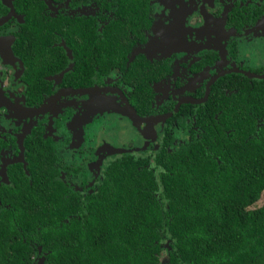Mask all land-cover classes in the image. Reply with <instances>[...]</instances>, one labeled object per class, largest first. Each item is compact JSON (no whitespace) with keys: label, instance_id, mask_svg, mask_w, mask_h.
Wrapping results in <instances>:
<instances>
[{"label":"flooded vegetation","instance_id":"1","mask_svg":"<svg viewBox=\"0 0 264 264\" xmlns=\"http://www.w3.org/2000/svg\"><path fill=\"white\" fill-rule=\"evenodd\" d=\"M27 2L0 0V206L30 152L86 202L126 155L161 170L163 150L227 136L246 94L264 137V0ZM114 120L132 128L120 152Z\"/></svg>","mask_w":264,"mask_h":264},{"label":"trees","instance_id":"2","mask_svg":"<svg viewBox=\"0 0 264 264\" xmlns=\"http://www.w3.org/2000/svg\"><path fill=\"white\" fill-rule=\"evenodd\" d=\"M245 99L227 136L163 150L161 170L126 155L86 202L30 152L3 190L0 264H264V137L248 136Z\"/></svg>","mask_w":264,"mask_h":264},{"label":"rangeland","instance_id":"3","mask_svg":"<svg viewBox=\"0 0 264 264\" xmlns=\"http://www.w3.org/2000/svg\"><path fill=\"white\" fill-rule=\"evenodd\" d=\"M255 50L257 51L258 61H259L260 57L264 58V46H262L261 48H259V46L255 47ZM113 118L114 117L112 116V119ZM107 125L108 126L106 127V130L108 132L110 130V133H111V139H110L111 143L109 145L113 150H116V149L120 148V147L115 146V145L120 144L117 140L123 139V138L124 139L126 138V140H127V135H128L127 131H130L132 128L130 126H128L127 131H126V129L123 127L124 124H121L120 122H118L116 120L109 122ZM148 131H151V129L148 128ZM145 134H146V132H145ZM131 138H132V136H131ZM123 150L124 149H118L117 152H120ZM160 258L164 259L165 257L162 256Z\"/></svg>","mask_w":264,"mask_h":264},{"label":"water","instance_id":"4","mask_svg":"<svg viewBox=\"0 0 264 264\" xmlns=\"http://www.w3.org/2000/svg\"><path fill=\"white\" fill-rule=\"evenodd\" d=\"M5 1V0H4Z\"/></svg>","mask_w":264,"mask_h":264}]
</instances>
